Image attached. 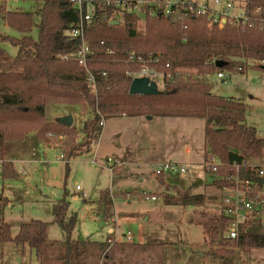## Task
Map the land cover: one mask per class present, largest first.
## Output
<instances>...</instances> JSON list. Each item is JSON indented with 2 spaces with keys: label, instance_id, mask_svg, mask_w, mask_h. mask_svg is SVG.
<instances>
[{
  "label": "trees",
  "instance_id": "trees-1",
  "mask_svg": "<svg viewBox=\"0 0 264 264\" xmlns=\"http://www.w3.org/2000/svg\"><path fill=\"white\" fill-rule=\"evenodd\" d=\"M34 1L41 2L37 13L9 11L4 5L5 0H0L1 19L21 34L18 39L0 34V166L3 179L16 177L12 163L5 160L11 149L10 142L23 140L30 131H35L40 140L49 131L74 134V127L61 126L57 120L46 121L48 106L56 103L83 105L91 113L82 124L83 141L72 146L68 160L88 152V139L102 130L98 125V112L105 118L123 114L120 116L201 119L205 124L204 163L213 157L226 165L247 163L261 157L264 139L257 136L254 127L246 125L245 104L213 95L211 86L200 77L215 70L231 72L245 67L249 60L264 59V25L260 20L264 19V0L248 1L250 10L256 7L263 10L259 19L254 18L253 27L209 30L203 18L190 19L185 41L179 24L163 16L147 19L144 30L138 31L139 24L134 16L126 15L123 25L111 26L108 20L100 17L106 12L97 8L86 33L92 86L87 83L85 71L68 57L77 50V42L65 38L68 25L79 16L77 9L69 0ZM33 14L39 17L36 40L30 36ZM5 43L17 49L15 56L11 57L1 47ZM131 52L144 58L160 55L161 62L156 69L163 75L162 94L150 97L128 94L131 78L127 73L138 68L136 64L125 62ZM219 61L226 62L221 69L215 67ZM221 173L232 171L222 169ZM240 176L256 178L257 173L245 166ZM163 177L158 176L160 183H163ZM214 185L221 190L227 183L216 181ZM0 200L7 201L1 195ZM178 201L182 206H195L201 204L203 197L186 193ZM67 210L68 203L62 198L51 211L65 237L61 243V264H86L84 240L71 239L76 216L66 217ZM112 210L109 192H102L97 213L108 217ZM2 211L3 205H0V217ZM225 224L226 218L221 212L204 224V233L211 243L220 246L210 252L213 259L221 264H233L230 260L233 248L264 249V233L250 232L229 240L224 238ZM0 243L27 245L40 259L48 244L46 224L37 220L23 224L12 237L8 224L0 218ZM95 245L100 254L108 258L110 245L106 242Z\"/></svg>",
  "mask_w": 264,
  "mask_h": 264
},
{
  "label": "rangeland",
  "instance_id": "rangeland-1",
  "mask_svg": "<svg viewBox=\"0 0 264 264\" xmlns=\"http://www.w3.org/2000/svg\"><path fill=\"white\" fill-rule=\"evenodd\" d=\"M4 5L9 11L37 13L41 2L5 0ZM38 23L39 17L34 15L30 32L34 40ZM137 30H144L143 21ZM0 34L21 37L1 17ZM1 47L15 56V47L6 43ZM249 63L253 66L247 67ZM248 64L242 71L232 70L228 78L217 79L215 70L200 79L211 86L213 95L244 103L246 125L260 131L257 136L264 139V71L258 67V60H249ZM156 86L158 91L164 90L161 78ZM67 115L73 117L72 135L49 131L40 140L35 131H30L23 140L9 143L11 149L5 158L12 163L16 177L3 179L0 166V195L7 200H0V218L8 224L12 237L23 224L35 220L45 223L48 244L38 259L27 245L0 243V264H61L65 237L51 211L62 198L68 203L66 217L76 216L71 239L84 240L86 264H221L209 255L220 248L219 244H212L204 233V224L220 215L221 192L214 185L217 178L202 166L203 120L103 116V132L95 137L97 148L87 145L88 152L68 160L73 142L82 136V124L91 113L83 105L56 103L48 106L46 121ZM61 134L67 141L58 139ZM165 146L170 148L166 152ZM185 148L190 151L188 156ZM61 154L65 161L58 160ZM169 162L186 164L187 173L167 172L162 184L156 174L158 166ZM247 165L264 167V150L260 158L249 160ZM106 191L114 198L113 211L107 218L97 213L100 194ZM186 193L202 195L203 201L182 206L178 198ZM110 217L116 219L119 233H129L131 240L119 237L110 245L108 258H104L95 244L106 242L111 225L105 218ZM124 242L128 244H119ZM233 250V264H264V249Z\"/></svg>",
  "mask_w": 264,
  "mask_h": 264
},
{
  "label": "built area",
  "instance_id": "built-area-1",
  "mask_svg": "<svg viewBox=\"0 0 264 264\" xmlns=\"http://www.w3.org/2000/svg\"><path fill=\"white\" fill-rule=\"evenodd\" d=\"M78 11V18L68 25L65 33L67 41H76L77 50L68 57L73 58L79 67L86 74L87 83L93 84V75L88 71V64L91 61L89 57L90 47L86 38L87 30L95 19L97 8L106 13L101 15L102 19L119 21V25L124 24L126 15H132L137 19L138 24L144 23L147 19L163 16L179 24V30L185 41L187 31V21L190 19L203 18L206 20V28L209 30H222L225 27H232L240 30L253 27L254 18H258L263 10L261 7L253 9L248 8V1L240 3L237 0H69ZM259 19V18H258ZM264 25V19H260ZM67 57H64L66 59ZM129 64L138 65L137 70L128 72L127 75L131 81L135 78H147L156 82L163 78L162 73L158 72L156 65L161 62L160 55L144 58L131 52L127 60ZM258 67L264 68V59L258 61ZM249 63L247 67H252ZM168 67V64H166ZM237 71H242L238 68ZM229 71L217 72V79L229 77ZM99 127H103L105 119L100 115ZM100 132H95L88 139L90 148H97L98 140L95 139ZM83 134L78 139L75 138L74 144L83 141ZM61 141H67L65 135L58 136ZM59 161H65L63 154L58 156ZM117 164V163H116ZM204 171L217 178L216 181L226 182L227 185L221 190L220 212L226 218L224 227V238L235 240L241 235L258 232L264 233V167H253L247 163L223 164L218 158L213 157L206 163L203 162ZM249 166L257 173L256 178H243L240 176L243 167ZM186 164L165 163L158 166L157 176H164L165 173H187ZM114 166L110 168L112 172ZM222 169H230L232 173H221ZM80 187L76 186V191L80 192ZM150 200L155 201L154 197ZM105 221L109 222L111 227L108 230L106 243L111 245L123 237L126 241L131 240L129 233L121 235L118 230L116 220L113 217Z\"/></svg>",
  "mask_w": 264,
  "mask_h": 264
},
{
  "label": "water",
  "instance_id": "water-1",
  "mask_svg": "<svg viewBox=\"0 0 264 264\" xmlns=\"http://www.w3.org/2000/svg\"><path fill=\"white\" fill-rule=\"evenodd\" d=\"M111 26H119V21L112 20L109 22ZM226 65V62L219 61L215 63V67L218 69L223 68ZM264 71V68H262ZM223 83V81H222ZM128 94L130 96H157L162 94V92L157 90L155 82L150 81L147 78H135L131 81L129 85ZM61 126L66 128H71L73 124V117L71 115L63 116L57 120Z\"/></svg>",
  "mask_w": 264,
  "mask_h": 264
},
{
  "label": "crops",
  "instance_id": "crops-1",
  "mask_svg": "<svg viewBox=\"0 0 264 264\" xmlns=\"http://www.w3.org/2000/svg\"><path fill=\"white\" fill-rule=\"evenodd\" d=\"M249 1V0H248ZM261 69V68H260ZM262 70V69H261ZM133 118H138V117H133ZM154 118H160V117H154ZM153 118V119H154ZM161 118H167V117H161ZM169 119H175V118H169ZM182 119H190V120H201V119H196V118H182ZM204 122V121H203ZM105 124V123H104ZM104 127V126H103ZM103 127H102V130L100 131V135L102 134V132H103ZM204 127H205V124H204ZM257 131V130H256ZM261 132L259 131H257V134H258V136H259V134H260ZM203 139H204V128H203ZM164 148V152H166L167 151V148H169L168 146H167V148H166V146L165 147H163ZM203 156H204V151H205V149H206V146H205V141H204V146H203ZM170 149V148H169ZM154 150H158V148L157 147H154ZM184 152H185V154L188 156V154H189V149L188 148H185L184 149ZM173 153V152H172ZM172 156V158H174V156L175 155H171ZM5 160H6V158H5ZM139 162H141V161H139ZM179 164H182V163H179ZM162 184H164V177H163V183ZM112 198V197H111ZM112 200H113V205H114V198H112ZM113 211V210H112ZM107 218V217H106ZM116 220V219H115ZM110 228V227H109ZM109 228H108V230H109ZM108 230H107V234H108ZM120 245L121 244H128V243H119ZM118 244V245H119ZM139 246H140V244H138ZM141 246H143V244H141Z\"/></svg>",
  "mask_w": 264,
  "mask_h": 264
}]
</instances>
